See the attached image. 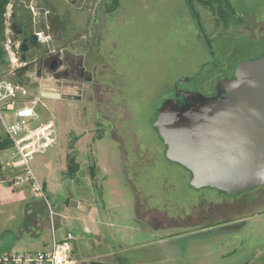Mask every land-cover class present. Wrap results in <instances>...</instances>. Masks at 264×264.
<instances>
[{
    "label": "rangeland",
    "instance_id": "rangeland-1",
    "mask_svg": "<svg viewBox=\"0 0 264 264\" xmlns=\"http://www.w3.org/2000/svg\"><path fill=\"white\" fill-rule=\"evenodd\" d=\"M54 1L66 4L61 21L67 30L101 41L109 92L100 108L52 99L41 96L36 72L22 74L29 96L37 98L38 117L29 128L50 123L54 134L53 143L30 158L54 215L27 184H8L17 171L0 169V253L45 249L54 229L57 239L74 234L72 264L116 257L120 264H263L264 187L231 197L192 186L188 169L165 156L152 115L178 79H186L183 89L211 94L240 60L264 50V0H227L222 17L199 5L198 19L185 0H120L104 17L98 14L104 0ZM125 106L133 118L123 121L118 139L102 113L118 118ZM8 152L0 150V159ZM69 156L79 164L75 174L67 172ZM143 209L174 217L171 227L144 223L135 212ZM229 219L236 220L201 228Z\"/></svg>",
    "mask_w": 264,
    "mask_h": 264
},
{
    "label": "water",
    "instance_id": "water-1",
    "mask_svg": "<svg viewBox=\"0 0 264 264\" xmlns=\"http://www.w3.org/2000/svg\"><path fill=\"white\" fill-rule=\"evenodd\" d=\"M39 16L44 17L43 8ZM11 27L19 33L15 24ZM31 38L39 39L37 34ZM17 49L26 60V38L12 44V50ZM184 80L175 82V94L162 100L152 119L166 144V156L189 169L194 187L234 195L264 184V53L240 60L233 76L215 82L212 94L180 88ZM41 96L60 93L42 86Z\"/></svg>",
    "mask_w": 264,
    "mask_h": 264
},
{
    "label": "flooded vegetation",
    "instance_id": "flooded-vegetation-1",
    "mask_svg": "<svg viewBox=\"0 0 264 264\" xmlns=\"http://www.w3.org/2000/svg\"><path fill=\"white\" fill-rule=\"evenodd\" d=\"M42 1L45 2L46 5L52 6L53 8H55V12L59 10V13L58 14L56 13V14L59 16L60 20H61V15L65 17V14H67L65 3L60 4L58 2L57 4L54 0H42ZM75 1H79V0H75ZM87 1L82 0L83 3L84 2L87 3ZM89 3H90V0H89ZM106 3H107V0H104L100 4V8L98 9V14L103 17L107 15L105 11ZM46 8L48 9V7ZM32 17H33V14H32ZM49 17H50V11H49L48 20H49ZM36 18L33 17L34 26H38L37 28L43 29L48 35V39L45 40V42H42L39 39L37 41H34L31 38V35L36 34L35 30L33 32H30V29L28 25L26 24L25 26L22 27V29H20L19 33H13L14 35L13 38H14L15 43L20 42L24 38L27 39V44H28V49L26 52L27 56H30L33 50H36L39 53L42 51H46L45 54H42V55H45L44 56L45 59L41 63L43 71L41 73H36L38 76V80L40 81L38 85L39 92L41 93L42 86L56 87L58 88V92L60 93V96L48 97V98L58 99L62 101H70V102L71 101H82L84 103H90L92 106L100 108V106L104 105L105 102L107 101L106 94L107 92H109L107 89V83H108L107 77H106L107 69H106V64H105L107 58L106 56L101 54V50H102L101 41L97 40L96 36H89L80 31L74 33L73 31L67 30V28L64 26L58 29L57 31H54L51 34L49 32V29H50L49 23L47 26L45 23L44 17L41 18L40 16H38L39 20H42L44 25L40 24V21L38 20V18L37 19ZM89 21L90 19L86 20L87 23H89ZM260 37H263V36L261 35ZM262 53H264V50L254 54L253 57H257L261 55ZM48 56L51 57L50 60H47ZM38 57L39 56H37V58ZM37 58L35 57L34 60H36ZM36 64L39 65V63H36ZM233 75H234V69L232 70V74L230 76H233ZM178 85L179 87L183 88L181 83H179ZM68 89H71V90H68ZM171 91L174 95L176 91L175 83L173 87L171 88ZM212 93H214V89L211 92V94ZM155 112L156 110L154 111L152 116H154ZM118 118H116L115 115L113 117L112 115H109V114L106 115L102 113V119L103 120L105 119L106 122L107 121L109 122V125L111 128L110 134L113 137L119 139L120 129L125 128V124L123 121H126V118L128 121V119H132L133 117L131 116V111H129L127 107L125 106L123 107L122 116ZM131 137H133L134 140L132 141V143H130L131 146L129 148H131L132 150H135L136 148H138V140L135 134H133V136ZM136 141H137V145L135 144ZM163 144H164V154H165L166 144L164 142ZM119 145H120L121 152L122 151L125 152L126 150L125 144H122L120 141ZM191 175L192 174L190 172V179H191ZM263 187H264V184L257 185V186L251 187L250 189L246 191H242L234 195H228L224 191L223 192L227 194L228 196L236 197L247 191H252V190H256V189L263 188ZM135 212H137L138 219L144 221V223H147L151 227L157 228L161 231L165 230L164 228H167V227L170 228L172 218H174L172 216H168L166 213H161L156 210H153L150 212L149 209H143V210H140V212L139 210H136ZM235 220H230V219L227 221L222 220V222L218 224L217 222L216 223L211 222L214 224L210 226L219 225V224L226 223V222L227 223L235 222ZM228 226H230V224L226 226H222L221 229L229 228ZM206 227L208 226L205 225L201 228H206ZM177 233L178 235H181L182 238L184 237L185 234L187 236L190 235V231H185V232L179 231ZM175 235L177 234L170 235L169 237L175 236ZM102 261L111 262L113 264L114 263L120 264L118 257H116V259L114 260L115 262L111 260H102Z\"/></svg>",
    "mask_w": 264,
    "mask_h": 264
},
{
    "label": "built area",
    "instance_id": "built-area-1",
    "mask_svg": "<svg viewBox=\"0 0 264 264\" xmlns=\"http://www.w3.org/2000/svg\"><path fill=\"white\" fill-rule=\"evenodd\" d=\"M27 8L32 12L34 18H38L40 9H44V20L48 26L49 10L39 4V0H29ZM4 15L5 36L4 47L8 55L9 74L14 75L17 70L28 62L21 59V52L12 50L14 42L13 29L11 27V4L6 8ZM36 18V19H37ZM39 40L45 42L48 39L43 29L35 30ZM32 99L29 96L27 86L20 80L12 78H0V126L5 137L11 141L8 155L0 159V169L8 168L18 173L8 176V184L13 187H20L27 184L32 193L42 197L49 209L50 216L54 215L48 204L43 182L35 174L30 158L38 148H44L54 141L52 129H47L50 123L30 129L29 123L38 117ZM74 234L68 231L61 239H57L54 229L49 247L38 250H9L0 253V264H72L71 257Z\"/></svg>",
    "mask_w": 264,
    "mask_h": 264
},
{
    "label": "trees",
    "instance_id": "trees-1",
    "mask_svg": "<svg viewBox=\"0 0 264 264\" xmlns=\"http://www.w3.org/2000/svg\"><path fill=\"white\" fill-rule=\"evenodd\" d=\"M29 0H0V78L5 76V72L8 71L9 69V58L8 55L6 53L5 47H4V42L6 40V36H5V23H4V13L6 11V7L9 3H12V15H11V21L13 24L16 25V27L18 29H22L23 26L28 25L30 32H33L34 30H37L38 26H34V21H33V17H32V12L27 8L26 4ZM119 2L120 0H111L108 4L106 3V7H105V11L107 14L113 12L114 10H116V8L119 7ZM186 4L188 5V7L190 8L193 16L195 18H199V15L196 11V7L197 6H203L206 8H209L214 14H218L220 17H222V4L225 3L227 5H229L227 0H185ZM39 4L48 7L49 11H50V17L48 20L49 23V32L52 34L54 31H57L58 29H60L61 27H63V22L60 20L59 16L56 14L55 12V8H53L52 6H48L46 5L45 2H43L42 0L39 1ZM216 4H217V8H216ZM217 9H219V12L217 11ZM39 20V18H38ZM40 24H43L42 20H39ZM14 37V35H13ZM46 51H42L40 53H33L30 56H27L26 61L28 62L25 66L19 68L17 70V73L14 74V76H12V79H16V80H20L23 82V78H22V74H25L28 71H36V73H41L42 70V66L41 63L42 61L45 59V54ZM39 54V55H37ZM37 56H39L37 58ZM35 57L37 58L36 60ZM36 63H39V65H37L36 67H34V65ZM76 138V137H75ZM11 146V141L6 138L5 136H0V150H5L8 149ZM69 161L67 162V172L69 174H74V172L76 171V166L79 165L75 162V156H69ZM89 169L91 171V175H95V171L94 169H96V165H90ZM43 185L45 187V184L43 182ZM244 222V221H242ZM242 222H240V224H242ZM216 223V222H215ZM214 223H210L206 226H210ZM73 250V249H72ZM264 264V263H263Z\"/></svg>",
    "mask_w": 264,
    "mask_h": 264
},
{
    "label": "crops",
    "instance_id": "crops-1",
    "mask_svg": "<svg viewBox=\"0 0 264 264\" xmlns=\"http://www.w3.org/2000/svg\"><path fill=\"white\" fill-rule=\"evenodd\" d=\"M9 4H11V7H12V3H9ZM9 4L7 5V7L9 6ZM7 7H6V8H7ZM56 13L58 14V13H59V10H57ZM69 158H70V157H68L67 162L69 161ZM74 159H75V158H74ZM75 173H76V172H74V174H75ZM81 203H84V202H81ZM81 203H80V204H81ZM73 248H74V246H73Z\"/></svg>",
    "mask_w": 264,
    "mask_h": 264
}]
</instances>
